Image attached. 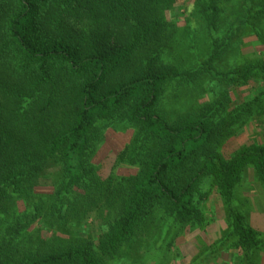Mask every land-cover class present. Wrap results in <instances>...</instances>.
<instances>
[{
	"label": "trees",
	"instance_id": "16d2710c",
	"mask_svg": "<svg viewBox=\"0 0 264 264\" xmlns=\"http://www.w3.org/2000/svg\"><path fill=\"white\" fill-rule=\"evenodd\" d=\"M177 2L0 0V264H107L157 210L203 223L213 190L240 255L264 246L233 208L248 168L264 183V143L224 150L264 113V49L245 53L264 46V0H193L169 19ZM197 98L175 117L163 107ZM111 127L132 130L114 166L134 174L103 177L93 161Z\"/></svg>",
	"mask_w": 264,
	"mask_h": 264
},
{
	"label": "rangeland",
	"instance_id": "374dc122",
	"mask_svg": "<svg viewBox=\"0 0 264 264\" xmlns=\"http://www.w3.org/2000/svg\"><path fill=\"white\" fill-rule=\"evenodd\" d=\"M192 9L193 0H178L176 6L167 11V17L174 20L177 14L184 16ZM248 45L250 44L247 43ZM263 49L264 46L261 45L248 46L245 53H260ZM258 86L257 82H251L247 88H234L231 97L234 102L242 101L249 90L254 93ZM198 96L200 95L193 98ZM201 101V98H197L192 101V105L187 102H183V105L179 100H168L163 107L171 117H175ZM131 135V129H108L93 158L103 177H107L113 169L119 175L128 176L136 172L135 168L126 165L114 166L118 153ZM251 142L264 143V113L251 118L247 125L237 130L227 141L224 150L232 152ZM53 166L50 164L44 170L45 178L48 171H54ZM47 180L51 182L50 179ZM52 190L50 183L35 187V191L39 193H51ZM16 204L21 211L25 208L22 201H17ZM199 206L205 219L198 225L176 223L164 212L157 210L154 216L144 222L135 237L122 247L117 256L107 260V264H264V246L256 248L249 261L240 255L233 242L235 237L231 229L229 206L216 190L211 191L208 197L205 196ZM233 208L243 212L247 224L258 230L264 239V183L257 178L254 169L248 168L244 173L241 185L236 190ZM100 211L91 210L88 221V225L97 234L103 229Z\"/></svg>",
	"mask_w": 264,
	"mask_h": 264
}]
</instances>
